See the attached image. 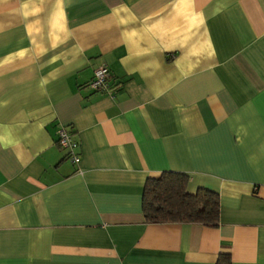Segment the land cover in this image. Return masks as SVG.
I'll return each instance as SVG.
<instances>
[{
    "label": "crops",
    "instance_id": "obj_1",
    "mask_svg": "<svg viewBox=\"0 0 264 264\" xmlns=\"http://www.w3.org/2000/svg\"><path fill=\"white\" fill-rule=\"evenodd\" d=\"M164 169L218 191L217 224L146 221ZM220 252L264 264V0H0V264Z\"/></svg>",
    "mask_w": 264,
    "mask_h": 264
},
{
    "label": "trees",
    "instance_id": "obj_2",
    "mask_svg": "<svg viewBox=\"0 0 264 264\" xmlns=\"http://www.w3.org/2000/svg\"><path fill=\"white\" fill-rule=\"evenodd\" d=\"M189 175L164 169L147 176L142 190V213L146 221H197L214 225L219 221L220 200L216 189L198 185L188 187ZM215 264H231L228 252H220Z\"/></svg>",
    "mask_w": 264,
    "mask_h": 264
},
{
    "label": "built area",
    "instance_id": "obj_3",
    "mask_svg": "<svg viewBox=\"0 0 264 264\" xmlns=\"http://www.w3.org/2000/svg\"><path fill=\"white\" fill-rule=\"evenodd\" d=\"M109 72L110 70L106 64L97 66L94 69L92 79L88 83L89 87L94 90H107ZM57 144L67 149V155L73 162H78L80 160V155L77 151L79 145L78 141L73 137L72 133L63 127L58 130Z\"/></svg>",
    "mask_w": 264,
    "mask_h": 264
}]
</instances>
